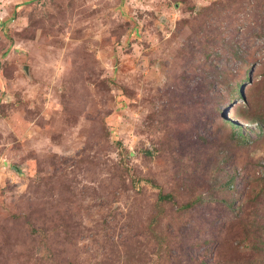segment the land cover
<instances>
[{
    "label": "rangeland",
    "instance_id": "1",
    "mask_svg": "<svg viewBox=\"0 0 264 264\" xmlns=\"http://www.w3.org/2000/svg\"><path fill=\"white\" fill-rule=\"evenodd\" d=\"M257 115L264 0H0V264H264Z\"/></svg>",
    "mask_w": 264,
    "mask_h": 264
},
{
    "label": "trees",
    "instance_id": "2",
    "mask_svg": "<svg viewBox=\"0 0 264 264\" xmlns=\"http://www.w3.org/2000/svg\"><path fill=\"white\" fill-rule=\"evenodd\" d=\"M232 90H233L232 96H235V97H238V98H241V99H245V97L243 96V94L241 92V87L239 85L236 86V87H234ZM239 115L241 117L247 118V115H245V114H239ZM255 118H256L255 122H256V125H257V133H258L257 137L258 138H262V137H264V118L261 117V116H258V115L255 116ZM232 125H234V124H232ZM232 129L234 131H236L235 128H232ZM233 134H235L236 136L240 135V133H233ZM240 137H241V139L245 140L244 138H242V136H240ZM205 142H206V140L204 139V137L197 136L196 141H195V144H197L198 147L201 148V147H204ZM231 179H233V178H231ZM256 179L259 182H261V185H262V187L260 188V190L258 192V198L260 199V197L264 194V173L262 172L261 174H259V176ZM231 185H232V181L231 180L225 182L224 183V189L226 191H231L232 190V186ZM206 186H208V189L211 190L212 186L210 184H206ZM218 196L219 195H217V194H212V193L210 194L209 191H204L203 193L196 194L195 197H194V199H192L191 201H189L188 203H186L183 207L192 208L193 206H195L196 204L202 202L205 199H209L211 201H218ZM158 200H161V201H166V200L167 201H172L173 200V196L172 195H168V194L162 195L159 192V194H158ZM253 201H256V199L253 200ZM233 204H235V201L234 200L233 201H230L229 203H227L225 205H226V207L229 208V207H232ZM241 212H242V210H241ZM239 214L240 215L236 219L240 218V216H241V217H243L241 219L242 222L243 221H247L245 219V214L243 212L242 213H239ZM243 224H244V222H243ZM253 229H254V222L251 221L247 225V227L244 229V239H243V242L244 243H246V242L249 241V240H247V238H252V237L255 236ZM257 239H253V241H255L257 243H255V244L254 243L249 244V247L248 248L243 247V248H245V251L244 252H239L240 246L243 245L244 243L241 244V245H239V247L234 248V253H233L234 256L237 255L239 258L249 257V258H247L249 260L253 256H255V255L256 256L263 257L264 256V232H261L260 238L257 237ZM191 243H192L193 246H195L197 244V243H193V242H191ZM203 243H205V241H203ZM189 246L191 247V245H189ZM216 254H217V252L215 254L212 253V256H215L216 257ZM216 259H217V263L216 264H222V263L223 264H228V262L234 261L235 260V257L233 259H230V260H226L225 261V260H222L221 257H220V255H219L218 257H216ZM188 260H189V263L190 264H192L191 263V260H194V262H193L194 264H206L205 259L204 260H201V259L199 260V257H198V259L196 261H195V259H191V258H189Z\"/></svg>",
    "mask_w": 264,
    "mask_h": 264
},
{
    "label": "water",
    "instance_id": "3",
    "mask_svg": "<svg viewBox=\"0 0 264 264\" xmlns=\"http://www.w3.org/2000/svg\"><path fill=\"white\" fill-rule=\"evenodd\" d=\"M17 172L19 171L17 168H16Z\"/></svg>",
    "mask_w": 264,
    "mask_h": 264
}]
</instances>
